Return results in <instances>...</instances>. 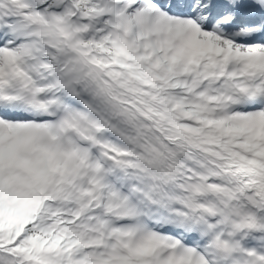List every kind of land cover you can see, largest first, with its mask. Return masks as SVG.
<instances>
[{
  "label": "snow or ice",
  "instance_id": "1",
  "mask_svg": "<svg viewBox=\"0 0 264 264\" xmlns=\"http://www.w3.org/2000/svg\"><path fill=\"white\" fill-rule=\"evenodd\" d=\"M0 264H264V0H0Z\"/></svg>",
  "mask_w": 264,
  "mask_h": 264
}]
</instances>
